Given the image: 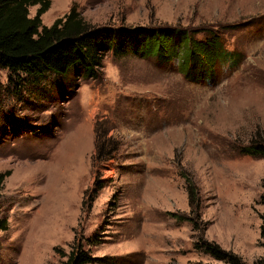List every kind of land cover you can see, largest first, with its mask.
<instances>
[{
	"label": "rangeland",
	"instance_id": "obj_1",
	"mask_svg": "<svg viewBox=\"0 0 264 264\" xmlns=\"http://www.w3.org/2000/svg\"><path fill=\"white\" fill-rule=\"evenodd\" d=\"M72 6L93 27L215 34L233 56L200 82L178 56L132 53H106L95 80L9 83L0 69V264H63L72 251L91 264H221L199 238L257 264L264 158L243 148L264 144V0H51L42 24ZM95 128L114 150L106 162H94Z\"/></svg>",
	"mask_w": 264,
	"mask_h": 264
},
{
	"label": "trees",
	"instance_id": "obj_2",
	"mask_svg": "<svg viewBox=\"0 0 264 264\" xmlns=\"http://www.w3.org/2000/svg\"><path fill=\"white\" fill-rule=\"evenodd\" d=\"M50 6L51 0H0V69L8 71L9 83L14 78L19 82L25 79L31 84L51 79L53 84H58V81H67L69 77L76 82L80 78L95 80L101 74L102 61L108 52L116 55L132 53L145 58L155 56L162 64L178 56L182 60L178 67L184 77L191 82H200L205 78H214L216 64L213 63L221 56L227 59L233 56L224 49L222 42L221 46L220 38L215 34L202 42L178 28L93 27L84 22L75 6L67 15L46 27L41 17ZM31 7H37L33 17L28 12ZM181 41L184 48L177 49ZM141 50L143 53H140ZM95 129L94 162H106L114 150L105 148L104 136L97 133L98 128ZM243 152L264 158V144L253 141L243 148ZM8 176L10 171L0 173V190ZM97 186L98 191L101 186ZM188 197L190 206L195 205L194 214L198 216L197 193L191 183H188ZM259 219V235L264 247V214ZM186 220L192 223L195 230L198 229L194 220ZM6 229V221L0 219V232ZM193 248L221 264H244L239 256L222 249L215 242L199 238ZM96 260L83 251H72L63 264H91ZM257 264H264V258Z\"/></svg>",
	"mask_w": 264,
	"mask_h": 264
},
{
	"label": "bare ground",
	"instance_id": "obj_3",
	"mask_svg": "<svg viewBox=\"0 0 264 264\" xmlns=\"http://www.w3.org/2000/svg\"><path fill=\"white\" fill-rule=\"evenodd\" d=\"M48 14H50V13H48ZM48 14H47V15H48Z\"/></svg>",
	"mask_w": 264,
	"mask_h": 264
}]
</instances>
